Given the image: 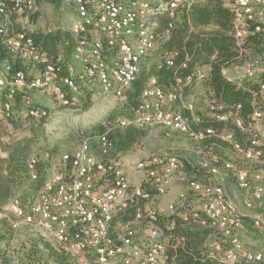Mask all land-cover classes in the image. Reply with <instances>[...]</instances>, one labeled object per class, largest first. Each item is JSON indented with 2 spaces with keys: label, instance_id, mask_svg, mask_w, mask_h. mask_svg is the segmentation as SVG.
Returning a JSON list of instances; mask_svg holds the SVG:
<instances>
[{
  "label": "built area",
  "instance_id": "obj_1",
  "mask_svg": "<svg viewBox=\"0 0 264 264\" xmlns=\"http://www.w3.org/2000/svg\"><path fill=\"white\" fill-rule=\"evenodd\" d=\"M49 1L69 6L76 14L67 30L77 44L67 76L58 79L55 68L45 64V55L31 37L33 31L29 28L37 0H0V43L13 59L26 66V71L12 72L7 61L0 64V106L5 119L14 117L18 109L27 118L46 119L48 110L33 102L31 93L37 90L51 89L63 106L72 103L83 83L97 85L105 95L125 91L138 78L143 59L167 38L178 9L193 3V0ZM225 5L232 13L230 34L241 55L222 69V75L237 83H256L264 102V50L248 59L247 52L242 50L250 37L264 38V0H231ZM166 20L168 24L164 27ZM37 64L43 67L39 69ZM166 64L172 66V59L167 58ZM207 72L208 67H197L187 76L176 78L167 90L158 85L155 77H150L130 121L119 122L117 129L129 124L135 127L156 124L193 141H203L212 132L192 128L193 105L182 103L181 110L173 105L181 100L187 87L203 82ZM19 93L22 97L15 109ZM213 118L225 121L229 115L215 114ZM235 125L241 132L249 131L247 149L235 143L231 133L223 132L221 138L242 159L256 161L259 148L264 145L262 113L254 112L249 126H244L240 119H235ZM110 131L99 134L95 144L87 138L75 151L62 155L61 163H69V169L63 167L48 176L32 204L22 206L18 199H12L7 208L14 225L40 231L75 264H164L167 240L152 221L156 222L162 214L178 213L184 221L203 217L201 224H207L224 238L225 261L263 263V253L246 247L239 233L244 229V217L250 218L254 229L264 230V205L260 213H242L227 197L223 186L215 182L221 170H232L230 162L218 166L203 160L198 167L203 180H185L180 176L182 165L178 158L151 155L133 164L130 170L143 179L131 185L128 166L113 153ZM259 163L261 169L251 175L242 171L234 174L240 190L252 189L251 199L244 200L247 211L253 208V201H261L264 195V160ZM34 164V159L28 162L32 180L36 178L32 172ZM173 180L186 182L187 189L199 200L198 209L184 210L183 193L178 204L153 208L154 196L164 194ZM148 189H155L157 194L151 195ZM131 207H136L133 217L123 220ZM3 216L0 212V218ZM221 249L220 244L215 246L216 251Z\"/></svg>",
  "mask_w": 264,
  "mask_h": 264
},
{
  "label": "trees",
  "instance_id": "obj_2",
  "mask_svg": "<svg viewBox=\"0 0 264 264\" xmlns=\"http://www.w3.org/2000/svg\"><path fill=\"white\" fill-rule=\"evenodd\" d=\"M43 2L51 1L43 0ZM231 21L232 13L226 7L224 0L193 2L189 7L178 9L167 38L159 42L162 43V61L153 69L158 85L167 90L176 78L187 76L197 67H208L206 79L200 82L205 85L208 93L207 105L203 109L196 110V115L193 113L194 117H191L190 124L195 130L203 132L211 130L212 134L201 143L204 147H210L209 149L220 154L221 151L235 153L233 146L221 138L223 132L233 134L234 142L243 149L250 146L249 131L241 132L235 125V119H240L244 126H249L253 113L258 111L262 113L264 130V102L259 96L257 84L237 83L227 80L222 75V69L241 55L240 49L235 45L230 34ZM167 22V20L163 21L164 27L168 24ZM31 37L39 51L45 55V64L55 68L56 78L67 76L71 56L77 44L76 38L68 30L34 31ZM242 50L253 56L260 54L264 50V38L261 35L250 37ZM167 58L172 59V66L166 64ZM4 61L11 65L12 72L26 71V66L17 59H13L0 43V64ZM36 66L39 69L43 67L42 64ZM148 79L147 75H142L130 86L127 93L129 112L133 113L132 109L139 103L141 91ZM194 85L196 84L191 86ZM21 97V93L15 97V109L19 108ZM88 105V102L85 103L84 108ZM184 114L187 115L185 112ZM215 114H227L229 118L225 121L216 120L213 118ZM7 120L12 123L13 117ZM35 123L29 124L27 137L2 147L6 155L0 156L1 213L12 199H18L22 206L32 204L47 180L50 163L48 159H40L35 154L38 141L43 136V122L41 120ZM139 138L141 135L131 129L125 132L109 133L113 151L118 152L130 150ZM259 150L260 156L255 161L258 163L264 160V145ZM31 159L35 160L32 172L36 178L33 180L28 169V162ZM213 163L221 166L224 161L221 162L218 159ZM63 167L69 169V163L62 164L57 171H61ZM148 191L151 195L157 194L155 189H148ZM140 206L143 207L142 204ZM135 210L136 207H131L123 220L133 217ZM202 218L198 220L189 218L184 221L180 214L175 213L162 221L160 219L156 221L167 240L164 264H222L218 259L219 251L215 250V246L220 244L222 246L220 252L223 253L226 245H222L219 238L214 235L217 231L208 227L207 224L204 226L201 224ZM246 218L249 217H244V221ZM14 224L12 215L0 218V264H6V252L11 241L16 237L17 230ZM27 242L31 248V251L29 250L31 256L35 257L38 263L45 256L54 264H75L63 251L43 239H28Z\"/></svg>",
  "mask_w": 264,
  "mask_h": 264
},
{
  "label": "rangeland",
  "instance_id": "obj_3",
  "mask_svg": "<svg viewBox=\"0 0 264 264\" xmlns=\"http://www.w3.org/2000/svg\"><path fill=\"white\" fill-rule=\"evenodd\" d=\"M204 0H193L194 3H200ZM231 0H224L228 4ZM74 10L66 5L60 4L57 1L37 2V10L31 18L30 31L50 32L55 30H67L70 23L75 19ZM162 43H157L141 63V71L138 77L147 75V79L155 77L153 75L154 67L162 61L161 53ZM253 57L252 54H245V58ZM130 87L125 91H120L111 95L101 93L97 85L80 84V92L73 97V101L69 106H63L56 100L51 89L37 90L32 92L33 102L48 110V117L43 119V136L38 141L35 148V154L40 159H48L50 168L48 176L57 172L62 166L61 156L70 154L75 151L81 142L89 138L90 143L95 144L96 137L108 129L111 132L135 130L141 135L133 148L125 152L114 150L113 153L119 156L125 165L128 166L129 180L131 185H137L143 179L140 174L133 173L130 169L133 164L140 158L163 154L174 156L181 162L182 168L180 176L185 180H203L201 173L198 171L199 163L203 160L212 162L221 160L230 162L232 170L220 171L219 177L215 178V182L223 186L227 197L235 203L237 208L245 214L253 215L260 213L264 205V197L261 201H253V208L246 210L244 200L251 199L252 189L245 192L239 189L234 174L238 171L246 172L247 175L259 171L261 169L258 162H248L232 151L214 152L204 147L201 142H196L188 137L178 133L167 131L158 125H150L143 127H135L129 124L126 128L117 129V125L121 121H130L132 112L127 108V93ZM208 93L203 83H198L188 87L181 95V100L174 106L182 109V103H191L196 110L203 109L207 105ZM89 103L87 108H84L85 103ZM134 110V108L132 109ZM13 122L5 119L1 112L0 106V150L3 145L18 141L29 135V124L31 122H39L41 120H33L25 117L20 110L16 111L13 117ZM36 124V123H35ZM178 188H168L166 192L160 196H154L151 201L153 208H166L170 204H178L179 195H185L183 203L184 210H196L199 206L198 198L193 195L186 187V182H178ZM4 215H10L7 206L3 210ZM170 215H161L158 220L169 217ZM249 219V220H248ZM157 220V221H158ZM152 221V225L163 233L162 228ZM244 229L239 235L244 245L252 250L261 251L264 258V230H256L252 227L250 218H246ZM16 237L11 241L10 247L6 252V264H37L35 257L31 256V248L28 239H43L49 242L53 247H56L52 241L44 237L40 231L33 228L25 227L24 225L16 226ZM219 238L222 245L227 243L224 238L217 232L214 233ZM30 250V251H29ZM218 259L222 264H246L244 262L230 263L224 260L222 253L218 252ZM31 257V258H29ZM38 264H54L46 257H42V261ZM264 264V261L263 263Z\"/></svg>",
  "mask_w": 264,
  "mask_h": 264
},
{
  "label": "crops",
  "instance_id": "obj_4",
  "mask_svg": "<svg viewBox=\"0 0 264 264\" xmlns=\"http://www.w3.org/2000/svg\"><path fill=\"white\" fill-rule=\"evenodd\" d=\"M0 99H1V97H0ZM0 101H1V100H0ZM173 108L178 109V108L175 107L174 105H173ZM5 155H6L5 153H2V154H1V157H5ZM178 182H179V181H177V180H173V182L171 183L170 188L172 187V188H178V189H179L180 187H179V184H177ZM172 188H171V189H172ZM178 202H179V201H178Z\"/></svg>",
  "mask_w": 264,
  "mask_h": 264
}]
</instances>
